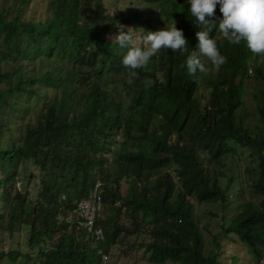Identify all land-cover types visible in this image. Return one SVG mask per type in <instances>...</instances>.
<instances>
[{"label": "trees", "instance_id": "16d2710c", "mask_svg": "<svg viewBox=\"0 0 264 264\" xmlns=\"http://www.w3.org/2000/svg\"><path fill=\"white\" fill-rule=\"evenodd\" d=\"M36 1L0 6V231L10 239L24 232L31 251L1 250L0 263L102 264L100 248L127 243L145 246L154 264H221L220 240L232 236L264 259V54L230 44L212 25L225 62L204 59L207 71L190 74L184 60L202 26L185 0H121L116 15L106 0H47L44 18L33 13ZM173 21L185 52L161 48L130 79L114 37L133 28L132 44L143 46L145 32ZM250 108L254 135L244 125ZM244 148L261 199L234 203L220 179ZM34 179L36 194L24 185ZM97 182L107 214L97 222L101 244L68 219ZM193 198L235 208L209 248Z\"/></svg>", "mask_w": 264, "mask_h": 264}, {"label": "clouds", "instance_id": "9594fccd", "mask_svg": "<svg viewBox=\"0 0 264 264\" xmlns=\"http://www.w3.org/2000/svg\"><path fill=\"white\" fill-rule=\"evenodd\" d=\"M185 3L188 5L187 11L202 26V30L195 32L196 43L184 60L188 73L207 71L204 59L210 61L214 67L225 62L216 40L209 35L208 27L212 25L220 30L230 44L238 45L243 41L251 52L264 54V0H185ZM217 7L220 16H216L214 12ZM132 29L121 31L114 37L115 43L126 49L120 58V64L129 70L130 79L138 75L135 69L143 68L159 49H171L173 53L178 51L183 54L188 44L183 30L175 27L174 21L171 26L145 32L142 38H138L143 46L132 44ZM252 73L250 70L249 75ZM143 83L148 86L152 81L145 77ZM74 211L68 215L69 221L74 220ZM94 242L101 244L95 240ZM99 250L104 252L101 248Z\"/></svg>", "mask_w": 264, "mask_h": 264}, {"label": "rangeland", "instance_id": "374dc122", "mask_svg": "<svg viewBox=\"0 0 264 264\" xmlns=\"http://www.w3.org/2000/svg\"><path fill=\"white\" fill-rule=\"evenodd\" d=\"M107 6L109 7L110 15H116L120 10L124 9V5H121V0H106ZM6 3V4H5ZM12 3V0H0V6L6 5L9 6ZM33 13L36 14L39 18H44L46 16V6L47 0H38L33 4ZM140 10L142 13L145 9L142 5H139L135 8ZM128 29V27H126ZM220 36L223 34L220 32ZM251 101V100H249ZM254 110V109H253ZM249 109V117L245 118V127L249 128L252 134L254 135V125L257 123V118L251 114L253 111ZM247 116V115H246ZM118 152V148H114L111 157ZM251 151L249 148L242 149V152H238L236 155L238 158H231L226 163L227 168L223 169L226 177L221 178L220 182L223 187H227L231 184L229 190V199L236 203L239 199L255 200L258 202L261 198L254 196L251 191V181L250 175L246 170L248 166H254L253 159L250 158ZM31 167H28L27 171H22V173L31 172ZM21 173V172H20ZM36 176H39V171L34 170L33 172ZM99 179V178H98ZM231 181V182H230ZM38 180H25L24 185L33 192L37 193L38 189ZM20 186V184L18 185ZM22 187V184L21 186ZM125 190V188L123 189ZM242 193V194H241ZM194 204V214L199 227L202 231V236L205 240V248L210 247L213 235L217 234L221 230V225L224 224L226 218L229 219V216L233 215L235 208H230V205L227 206L225 211L222 210L219 206L209 205V204H199L195 198L192 199ZM1 209V204H0ZM1 213V211H0ZM124 213V211H123ZM125 216V215H124ZM100 219L104 220L107 217V214L102 210L100 214ZM225 217V218H224ZM101 220V221H102ZM124 222L129 223L130 219L128 217H123ZM143 237H147L144 234ZM126 241L132 242L135 241V237L132 236ZM150 241V240H149ZM220 242L224 245V249L220 253L219 261L221 264H230L232 257H238V264H264V259L261 261H255V258L247 251L246 247L243 244L237 243L238 240L236 237L224 238L222 237ZM11 248H20L23 252L30 253V248L25 243V233H19L14 238L10 239L7 235L3 234L0 231V251H8ZM107 260L102 264H154L151 261L150 251L145 246H136L132 248L129 244H118L111 245L109 252L107 253ZM34 258V257H33ZM0 264H8L7 259L2 261ZM25 264H33L32 261H28Z\"/></svg>", "mask_w": 264, "mask_h": 264}, {"label": "built area", "instance_id": "2783aa9c", "mask_svg": "<svg viewBox=\"0 0 264 264\" xmlns=\"http://www.w3.org/2000/svg\"><path fill=\"white\" fill-rule=\"evenodd\" d=\"M101 183L97 182L95 188L87 197L81 199L74 211V226L77 230H85L96 242L101 243L105 240L103 229L97 224L103 210V201L100 196ZM98 254L102 261L107 260V255L99 250Z\"/></svg>", "mask_w": 264, "mask_h": 264}]
</instances>
